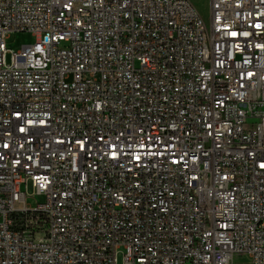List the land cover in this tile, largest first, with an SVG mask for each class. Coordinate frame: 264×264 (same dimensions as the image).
I'll return each mask as SVG.
<instances>
[{
	"label": "built area",
	"instance_id": "built-area-1",
	"mask_svg": "<svg viewBox=\"0 0 264 264\" xmlns=\"http://www.w3.org/2000/svg\"><path fill=\"white\" fill-rule=\"evenodd\" d=\"M207 5L0 0V264H264V0Z\"/></svg>",
	"mask_w": 264,
	"mask_h": 264
},
{
	"label": "rangeland",
	"instance_id": "rangeland-1",
	"mask_svg": "<svg viewBox=\"0 0 264 264\" xmlns=\"http://www.w3.org/2000/svg\"><path fill=\"white\" fill-rule=\"evenodd\" d=\"M192 4L199 11V13L206 18L208 15L207 0H191ZM37 40V37L32 36L30 33H16L8 36L6 40V49L16 53L24 45H32ZM28 195L26 198V204L28 207H35L37 204L44 202V198L41 195L36 194L31 186H28ZM250 259L247 257L238 258L235 260L237 264H249ZM118 264H122L121 256L118 257Z\"/></svg>",
	"mask_w": 264,
	"mask_h": 264
}]
</instances>
